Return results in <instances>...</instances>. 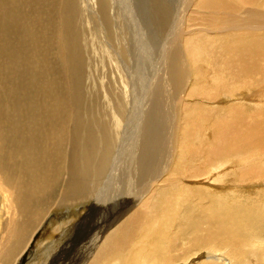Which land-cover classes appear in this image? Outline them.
<instances>
[{"label": "bare ground", "instance_id": "1", "mask_svg": "<svg viewBox=\"0 0 264 264\" xmlns=\"http://www.w3.org/2000/svg\"><path fill=\"white\" fill-rule=\"evenodd\" d=\"M21 1L0 0V79L11 76L8 70H27L24 78L16 75L24 86L6 91L13 99L6 110L0 97V264H16L55 207L81 205L100 212L115 202L123 206L124 216L107 223L93 243L84 246L86 255L76 264H264V187L254 189L264 184V166L250 163L241 168L234 160L245 157H232L260 143L264 110L248 111L244 106L254 98H241L221 109L228 118L217 125L204 118L203 104L182 96L201 87L204 56L211 69L216 66L210 76L215 86H233L236 75L247 79L261 70L264 22L240 18L231 0H188L189 10L181 15L189 20L180 16L177 28L179 48L171 49V59L170 52L163 57L164 85L170 87L168 94L180 88V97L160 103L135 101V73L126 65V73L118 76L121 94L111 97L108 92L110 106L100 109L82 100L79 84L89 57L79 20L76 23L80 12L67 11L73 9L71 3L57 8L59 0L52 2L57 24L49 30L56 40L61 89L56 91L49 84L40 87L37 74L29 72L36 63L19 54L25 48L34 56V29L27 24L40 20L38 12L21 13ZM25 1L34 8L44 0ZM162 2L168 7V0ZM94 4L98 11L93 13L100 15L109 42L123 19L114 0H89L88 9L82 0L77 9L84 5L90 12ZM18 14L22 27L10 45L5 31L17 23ZM93 15L86 16L89 29ZM195 20L201 23L186 24ZM196 24L201 27H192ZM244 30H250L247 37L234 40L233 33L242 35ZM118 41L119 54L129 57V41ZM107 49L103 51L112 58L113 50ZM103 109L110 113L97 111ZM202 254L205 258L198 260Z\"/></svg>", "mask_w": 264, "mask_h": 264}, {"label": "rangeland", "instance_id": "2", "mask_svg": "<svg viewBox=\"0 0 264 264\" xmlns=\"http://www.w3.org/2000/svg\"><path fill=\"white\" fill-rule=\"evenodd\" d=\"M53 1L54 0H44L43 3H36V6L34 5V8H29L26 6V1L22 0V5L20 7L21 13L25 11L34 15L37 12L40 13V15L37 13L40 17L39 22L37 18L36 22H34L32 19L31 23L29 25L27 24V26L31 30L32 28L34 29L32 30V32L33 38L34 40H36L33 43L35 49L34 56L36 60L34 56L30 55L32 52L29 49L24 48L19 51V54L20 52L24 54V58L28 57L30 58V61L34 62V64L38 63V66L41 65V67L39 68L36 64L32 65L29 70V72L37 74L36 81H38V84L41 85L40 87L44 88L49 84L51 85L53 90L54 88L58 89L56 91H59L60 89L57 82L59 76L58 60L53 51L56 45V40H54L55 36H51L50 30H53V25L57 24L54 23L57 21V16L54 15V11L57 8L64 7L65 2L66 6H68L70 3L73 6V9L66 7L67 11L74 10L80 12V15H78L76 18V23L79 20L78 28L80 27L79 29L82 30V41L86 45L88 44L87 48V46L83 43L85 47L84 49H86L85 57H89V61L88 58H85L83 82L79 84L80 86H82V100L84 102L92 103L94 107L97 106L98 108H100L99 106H110V103L107 101L109 97L108 92L110 93L111 97H113V94H115L114 96L121 94L119 93L120 85L118 81L120 80V78L118 76H120L122 73H126L128 65L129 68L133 69V73H135V101L136 99L137 101H141L143 99V102L159 101L160 103L162 101H168V99L171 100V97H175L176 95L180 97V88H178L176 91L172 90L168 94V90L170 87H166V85H164L165 73L167 69L164 68L166 65L164 64L163 57L167 52H170L168 56L171 59L173 50L179 48V33H177V28L178 24L180 23V16L183 21H186V19L189 20V17L186 14L182 13L181 15L182 10L183 12H185L186 10V12H188L189 10L188 0H168V7L164 6V2H162V0H114L115 9L121 16L123 21L121 22L122 24L118 23V29L117 31L112 32V37L111 39H109L111 41L109 42H107L105 38L100 15L98 13H93L95 11H98V4H94V6L96 7L94 8L96 10H94V8L92 7L89 9L91 10L89 12L88 10L83 9L84 5L87 6L86 8L88 9L89 0H84L82 9H77L80 4H82V0H59L57 8L55 5H52ZM231 1L236 7L234 13L240 16V18H245L246 21L248 19H255V21L260 22L261 24L262 22H264V0H259L261 2H259L260 5L256 1L249 0ZM186 2L188 4H186ZM4 5H7L5 1ZM5 9L8 14L11 13V11L8 10L7 6L5 7ZM254 12L259 14L260 16L254 17ZM91 13L94 14V23H91L92 29H89L90 24H86V16L87 14ZM19 18L20 16L16 17L17 23H12V25L10 24L9 28L5 31V34L7 33L6 36L8 37H6V39L9 41L10 45L12 44V39L15 38L14 36L16 35V33L22 27L19 22ZM50 22L52 24H50ZM190 23H201V20L189 21L186 24L189 25ZM122 25H124V27L125 25L127 26L125 27L127 29L126 31H124L125 28ZM192 27H201V25L196 24ZM41 30H43L44 32ZM263 30L261 29L262 32H264ZM117 32L119 34H117ZM13 33H15V35ZM46 33L48 34L45 35ZM244 33L245 34L241 35L239 32H234V40H239L241 39L240 37L246 38V34L250 33V30H244ZM119 35L120 37H118ZM169 35H171V37ZM45 37H47L46 41ZM119 39L129 41L130 46H128V48H131H129V57L123 58L121 54H119ZM46 42H48L47 45ZM104 49H107L108 51L113 50L112 58H108L105 51H103ZM204 50L207 51L209 49L205 47ZM184 60L185 58L179 60L181 65L184 64ZM205 60L206 56L203 57V63L201 66L202 68L200 71L201 77L198 81V85L201 87L194 91L191 95L188 93L186 95H182L183 98L191 101L192 104H195L194 101H198L199 103L203 104L202 108L204 112V118L213 120L217 125L220 123H224L228 118V115L223 113V110L221 109L224 107L226 108L230 105V103L241 101V98H246L249 101L251 97L254 98L255 101H253L249 105L244 106L248 108V111L255 110L252 113L258 114L262 109L264 110V66L261 70L256 71L254 74L250 75V77L247 79H243L241 74L236 75L233 80L234 85L225 88L222 83H220L218 86H215L213 84L210 76L211 70L216 68V66L211 69L207 65ZM8 71L11 73L10 75L13 78L11 76H7L5 79H0V97H4V102L2 104L3 109H5L7 104H9L13 100L9 97V94H7L6 91L8 89H13V85L21 89L20 87L24 86L23 78L27 72L25 66L22 69H19V72L11 70ZM18 74H21L23 78L20 79L21 76L20 78H18L19 76H16ZM63 74L64 73H62V76ZM18 81L20 82V84L18 83ZM17 84L19 85L17 86ZM42 84L44 86H42ZM56 93L59 94V92ZM213 103L216 104V108L218 107L217 110L212 108L214 107L213 105H210ZM104 109L103 111H97L110 113V110ZM243 112H247V110L243 108ZM247 113L249 114L250 112ZM125 146H129L128 140L126 141ZM245 151L238 152L236 156H232L233 158L237 156L245 157V160H242L240 157H238L237 160H234V164L240 165L241 168L250 163H257L260 166H264V136L262 137L258 145L250 147ZM245 161L248 162L245 163ZM236 173L237 169L235 174ZM261 187L263 188L264 184H259L254 187V189H260ZM254 189L252 188L248 191L253 192ZM85 207L81 205L66 208L62 206L55 207L51 211V213L48 214V216H50L46 219V222L38 229L29 247H27L23 251H20L16 264H76L77 262H81L82 258L86 255V249H88V247L84 246H86V244L91 245L96 238L97 233H99L107 223L109 224L116 219L117 221L115 223H117L119 219H122L121 217L123 215L120 214L123 206L116 202L107 206L106 209L103 208L100 212H98L97 210L89 212V210H87L88 206ZM96 249L97 248H95V250ZM197 256L198 260L205 258V255L203 254ZM12 260L13 258L9 261V263H11ZM69 260L71 263H69Z\"/></svg>", "mask_w": 264, "mask_h": 264}]
</instances>
